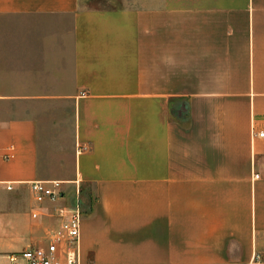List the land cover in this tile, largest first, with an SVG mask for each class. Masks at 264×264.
Returning a JSON list of instances; mask_svg holds the SVG:
<instances>
[{"label": "crops", "instance_id": "1", "mask_svg": "<svg viewBox=\"0 0 264 264\" xmlns=\"http://www.w3.org/2000/svg\"><path fill=\"white\" fill-rule=\"evenodd\" d=\"M114 1L0 0V262L79 200L89 261L264 264V0Z\"/></svg>", "mask_w": 264, "mask_h": 264}, {"label": "built area", "instance_id": "2", "mask_svg": "<svg viewBox=\"0 0 264 264\" xmlns=\"http://www.w3.org/2000/svg\"><path fill=\"white\" fill-rule=\"evenodd\" d=\"M253 134H256L253 130ZM264 136V131L257 133ZM31 190L36 202L47 200L56 202L64 196L59 183L49 184L47 181L31 182ZM11 189L12 185L9 184ZM39 212L33 217L38 218ZM61 219L58 226L49 228L40 238L39 242L28 245L21 251L7 253L4 262L0 264H98L84 257L81 244V231L83 222V208L78 200L72 207H62L56 210ZM166 264V263H157Z\"/></svg>", "mask_w": 264, "mask_h": 264}, {"label": "rangeland", "instance_id": "3", "mask_svg": "<svg viewBox=\"0 0 264 264\" xmlns=\"http://www.w3.org/2000/svg\"><path fill=\"white\" fill-rule=\"evenodd\" d=\"M84 3H87L91 6H100V5H111V3L115 2L114 0H83ZM116 2H119L116 0ZM221 97H219L220 99ZM183 100V99H182ZM173 100L171 104V113L175 119H184L186 121L190 118V104H189V97H185L183 101L179 102Z\"/></svg>", "mask_w": 264, "mask_h": 264}]
</instances>
